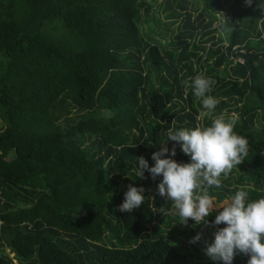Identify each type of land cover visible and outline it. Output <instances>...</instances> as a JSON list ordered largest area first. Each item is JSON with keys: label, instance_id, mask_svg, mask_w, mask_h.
I'll list each match as a JSON object with an SVG mask.
<instances>
[{"label": "trees", "instance_id": "trees-1", "mask_svg": "<svg viewBox=\"0 0 264 264\" xmlns=\"http://www.w3.org/2000/svg\"><path fill=\"white\" fill-rule=\"evenodd\" d=\"M156 7L0 0V264H223L202 258L219 208L207 226L179 223L156 193L162 177L140 179L135 158L151 167L169 129L236 117L247 156L194 195L207 188L221 204L242 188L248 200L264 193V0ZM198 74L215 80L211 112L190 86ZM171 158L190 162L178 144ZM129 184L145 200L120 212Z\"/></svg>", "mask_w": 264, "mask_h": 264}, {"label": "clouds", "instance_id": "clouds-1", "mask_svg": "<svg viewBox=\"0 0 264 264\" xmlns=\"http://www.w3.org/2000/svg\"><path fill=\"white\" fill-rule=\"evenodd\" d=\"M252 2L245 0L247 6H251ZM214 84L215 80L211 77L198 74L190 85L194 96L201 98L202 106L208 112L219 103L213 96L206 95L211 92ZM236 122V117L226 121L221 114L209 126L175 131L169 129L167 141L152 153L151 159L155 162L153 166L150 167L143 156L135 158L140 179H146L145 172L153 180L162 177L156 193L173 204L180 217L179 223L187 225L191 219L196 225H209L207 218L216 208L214 200L207 194V188L203 189L202 195H194V192L204 184L208 187H221V175L227 176L247 156L248 140L234 132ZM168 141L175 142L171 149L166 147ZM177 144L190 157V162L181 163L171 158L176 155ZM144 192L143 187L129 184L118 210L131 213L139 208L145 200ZM247 197L248 192L242 188L217 210L214 221H211V226L217 229L214 241L206 243L203 249L211 260L232 264L235 255L240 254L249 257L247 264H264V197L254 201ZM160 211L163 213L164 207ZM201 238L198 233L189 243L195 244Z\"/></svg>", "mask_w": 264, "mask_h": 264}, {"label": "rangeland", "instance_id": "rangeland-1", "mask_svg": "<svg viewBox=\"0 0 264 264\" xmlns=\"http://www.w3.org/2000/svg\"><path fill=\"white\" fill-rule=\"evenodd\" d=\"M150 1V5L152 6V9L155 11V9H157V7H156V3H160L161 2V0H156V1H151V0H149ZM233 13L235 14V15H237L238 14V11L236 10V9H234L233 8ZM216 26V25H215ZM0 120H2V118H0ZM7 160L8 159H6V162H7ZM261 197H264V194H260L258 197H254V198H251V199H249V200H252V201H254V200H257V199H259V198H261ZM226 201H228V200H225L223 203H221V204H215L216 205V208H219L221 205H223ZM176 213H177V211H176ZM178 214V213H177ZM177 238H178V236H177ZM181 241H182V245L185 247L186 246V242L184 241V239L183 238H181L180 239ZM7 252V251H6ZM203 254L205 255H202V258H204V259H209V260H211L206 254H205V252H203ZM10 256H12V255H10Z\"/></svg>", "mask_w": 264, "mask_h": 264}]
</instances>
